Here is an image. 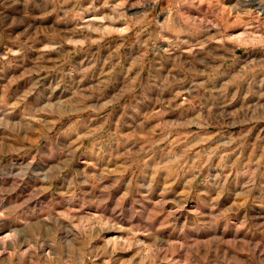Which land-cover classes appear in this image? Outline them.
<instances>
[{"label":"rangeland","instance_id":"374dc122","mask_svg":"<svg viewBox=\"0 0 264 264\" xmlns=\"http://www.w3.org/2000/svg\"><path fill=\"white\" fill-rule=\"evenodd\" d=\"M262 6L0 0V264H264Z\"/></svg>","mask_w":264,"mask_h":264},{"label":"bare ground","instance_id":"6f19581e","mask_svg":"<svg viewBox=\"0 0 264 264\" xmlns=\"http://www.w3.org/2000/svg\"><path fill=\"white\" fill-rule=\"evenodd\" d=\"M260 10L261 11H264V7L262 6V7H260ZM3 239V238H2ZM4 239H6V237L4 238ZM3 241V240H2ZM3 244V243H2Z\"/></svg>","mask_w":264,"mask_h":264}]
</instances>
